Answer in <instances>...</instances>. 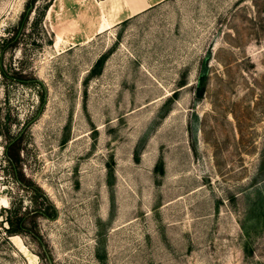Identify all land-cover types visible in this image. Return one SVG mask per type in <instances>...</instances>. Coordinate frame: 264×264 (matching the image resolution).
Returning <instances> with one entry per match:
<instances>
[{
	"label": "rangeland",
	"instance_id": "obj_1",
	"mask_svg": "<svg viewBox=\"0 0 264 264\" xmlns=\"http://www.w3.org/2000/svg\"><path fill=\"white\" fill-rule=\"evenodd\" d=\"M104 1L5 56L37 81L0 74V264H264V0Z\"/></svg>",
	"mask_w": 264,
	"mask_h": 264
},
{
	"label": "trees",
	"instance_id": "obj_2",
	"mask_svg": "<svg viewBox=\"0 0 264 264\" xmlns=\"http://www.w3.org/2000/svg\"><path fill=\"white\" fill-rule=\"evenodd\" d=\"M40 0H26L24 9L19 17V20L16 24H14L12 27H9L7 30L8 35L7 36H1L0 39V74L4 77L7 81H15V82H23V83H29V82H35L37 80H31L29 78H26L25 72L21 71L18 67L13 65L12 62H10L9 65L6 66L4 59L6 54L9 51H14L19 47L21 44V41L25 38L26 32L30 27H36L37 25L43 23L44 18L47 14V10L52 3V0L46 1V3L41 6L38 4ZM34 12V18L31 19L32 13ZM103 59H99L97 64H102ZM12 63V64H11ZM34 79V78H32ZM6 135L10 136V133L7 132ZM13 141L14 138H11ZM12 143H15L12 142ZM10 148V147H9ZM10 150L8 149L6 151V156L12 164H14V157ZM16 178L22 183L21 177L17 175V172L15 174ZM29 188L34 187L35 190L38 192L40 189H38L36 186L32 184H27ZM44 201L40 208H38L36 211L44 214L48 217H54L57 210L54 206V204L48 199L44 198ZM47 203V206L45 207L44 204ZM44 209V210H43ZM10 223V227L8 228V232H14V233H20L22 231H27L25 229V224L23 223V218L15 219V220H8ZM30 234L32 236H37V234L33 231H30Z\"/></svg>",
	"mask_w": 264,
	"mask_h": 264
},
{
	"label": "crops",
	"instance_id": "obj_3",
	"mask_svg": "<svg viewBox=\"0 0 264 264\" xmlns=\"http://www.w3.org/2000/svg\"><path fill=\"white\" fill-rule=\"evenodd\" d=\"M126 1L128 2V12L131 14H136L142 11L146 5L145 0H126ZM156 1H159V0H156ZM104 2L108 3L110 6H115L116 4H119L121 0H106ZM128 12L126 10V13ZM110 26H111V22L108 19H104V24L101 26L100 30L104 31ZM57 38H59L58 40L59 42L61 40V37L57 35Z\"/></svg>",
	"mask_w": 264,
	"mask_h": 264
}]
</instances>
